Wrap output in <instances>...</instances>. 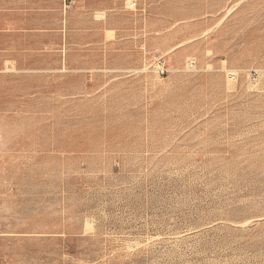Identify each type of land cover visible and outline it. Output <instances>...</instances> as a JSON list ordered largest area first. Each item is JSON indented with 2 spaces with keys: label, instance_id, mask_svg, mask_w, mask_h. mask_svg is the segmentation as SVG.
<instances>
[{
  "label": "rangeland",
  "instance_id": "374dc122",
  "mask_svg": "<svg viewBox=\"0 0 264 264\" xmlns=\"http://www.w3.org/2000/svg\"><path fill=\"white\" fill-rule=\"evenodd\" d=\"M0 264H264V0H0Z\"/></svg>",
  "mask_w": 264,
  "mask_h": 264
},
{
  "label": "built area",
  "instance_id": "2783aa9c",
  "mask_svg": "<svg viewBox=\"0 0 264 264\" xmlns=\"http://www.w3.org/2000/svg\"><path fill=\"white\" fill-rule=\"evenodd\" d=\"M134 7H135V3L134 2L130 3L129 6H128L129 9H133ZM193 66H194V62H188L187 63V69L190 70V69L193 68ZM166 72H167V70H165L163 68H161L159 70V74H161V75H164ZM231 77H232L231 75H228V78H231Z\"/></svg>",
  "mask_w": 264,
  "mask_h": 264
}]
</instances>
